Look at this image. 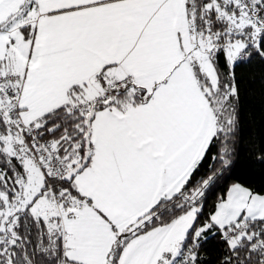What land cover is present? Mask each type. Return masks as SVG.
I'll list each match as a JSON object with an SVG mask.
<instances>
[{
    "label": "snow or ice",
    "instance_id": "1",
    "mask_svg": "<svg viewBox=\"0 0 264 264\" xmlns=\"http://www.w3.org/2000/svg\"><path fill=\"white\" fill-rule=\"evenodd\" d=\"M0 264H264V0H0Z\"/></svg>",
    "mask_w": 264,
    "mask_h": 264
}]
</instances>
